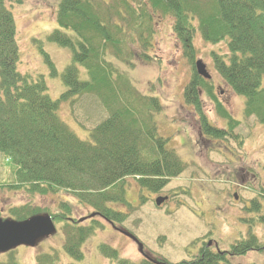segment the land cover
Returning <instances> with one entry per match:
<instances>
[{
  "label": "trees",
  "instance_id": "trees-1",
  "mask_svg": "<svg viewBox=\"0 0 264 264\" xmlns=\"http://www.w3.org/2000/svg\"><path fill=\"white\" fill-rule=\"evenodd\" d=\"M17 2L21 4L22 0ZM169 16L174 18L173 30L192 67L184 96L197 116L201 136L241 142L235 131L240 121L219 99L213 80L197 72L194 39L198 31L210 44L227 42L228 54L212 51L214 68L232 92L246 98V117L255 116L264 123V0H59L58 27L47 38L69 48L72 59L62 73L66 90L57 99L49 95L44 75L23 74L18 69L16 19L7 0H0V155L14 167L15 182L9 187L40 195L71 191L79 203L92 206L97 216L118 225L127 214L107 204L126 201L127 177H133L141 189L159 192L187 169L188 164L168 149V138L159 135L153 120V114L163 109L161 100L137 92L107 59L113 55L131 68L137 62L149 63L157 27ZM35 42L51 74H58L43 41ZM88 93L100 99L109 116L91 130L90 140H82L62 119L60 108L64 102L74 105ZM204 93L216 113L227 121V129L208 118ZM251 203V211H263L258 198ZM71 212L72 205L63 201L57 213L25 204L12 208L10 216L25 220L49 214L55 223H64V250L81 261L84 245L95 227L85 226L70 216ZM258 220L264 222V212ZM260 247L258 237L250 232L248 238L231 245L229 254L242 256ZM99 250L114 264H158L151 259L136 262L123 257L105 243ZM202 254L178 262L156 260L159 264L228 263L226 252L206 248ZM9 255L0 264H19L14 250ZM59 261L54 248L35 258V264Z\"/></svg>",
  "mask_w": 264,
  "mask_h": 264
},
{
  "label": "rangeland",
  "instance_id": "rangeland-1",
  "mask_svg": "<svg viewBox=\"0 0 264 264\" xmlns=\"http://www.w3.org/2000/svg\"><path fill=\"white\" fill-rule=\"evenodd\" d=\"M17 1L7 0V5L17 23L18 69L24 74L44 75L49 95L57 99L66 90L62 73L72 59L69 48L47 38L58 27L56 9L59 0H22L21 4ZM173 23L174 18L169 16L158 25L149 63L137 62V66L131 68L113 55L109 54L107 59L129 79L137 92L161 100L163 109L153 114V120L159 135L168 138V149H173L188 164L187 169L173 178L162 191L155 193L141 189L133 177H127L126 201H110L107 204L116 211L126 213V219L116 226L100 216L83 221L85 226L95 227L84 245L83 260L76 261L64 250V223L61 222L54 234L40 239L35 246L14 248L19 264H35L37 254L53 248L60 255L58 264H114L101 254L99 246L103 243L116 248L123 257L139 262L143 256L135 238L150 256L170 262L196 256V245L204 238L217 241L221 250H230L237 240L248 238L249 233L254 232L264 246V222L258 220L264 208L260 213L251 211V201L255 198L264 205V123H260L255 116L246 117V98L234 94L214 68L212 51L228 54L227 42L210 44L198 31L194 39L196 59L206 64L219 99L240 121L235 131L241 139L240 144L233 139L221 142L209 139L211 142L203 140L198 143L201 136L196 116L184 96L185 87L191 80L192 67L173 30ZM35 39L43 41V48L55 63L58 74H51ZM203 99L205 113L211 122L220 128H228L227 121L216 113L214 104L205 93ZM60 115L82 140H90L91 130L109 116L93 93L80 96L74 105L71 102L62 103ZM13 168L0 155L2 219H10V210L25 204L57 213L61 211L63 201L72 205L70 216L77 219L94 212L92 206L79 203L71 191L40 195L9 187L15 182ZM159 195L169 196L162 208L155 205ZM9 256L8 252H0V261L7 260ZM223 264H264V250L230 257L229 263Z\"/></svg>",
  "mask_w": 264,
  "mask_h": 264
},
{
  "label": "water",
  "instance_id": "water-1",
  "mask_svg": "<svg viewBox=\"0 0 264 264\" xmlns=\"http://www.w3.org/2000/svg\"><path fill=\"white\" fill-rule=\"evenodd\" d=\"M196 69L199 75L206 79L211 78L206 64L201 60L196 62ZM166 199L167 197L160 196L156 199V204L160 206ZM83 220L85 218L80 221ZM56 229L54 219L49 214H38L25 220L0 218V252H9L21 245L33 247L40 239L54 234ZM135 240L138 241L136 238ZM211 243L212 241L209 244ZM139 245L143 252V244L139 242Z\"/></svg>",
  "mask_w": 264,
  "mask_h": 264
},
{
  "label": "flooded vegetation",
  "instance_id": "flooded-vegetation-1",
  "mask_svg": "<svg viewBox=\"0 0 264 264\" xmlns=\"http://www.w3.org/2000/svg\"><path fill=\"white\" fill-rule=\"evenodd\" d=\"M200 136H201V134H200ZM201 141H203V139H201ZM160 196V195H159ZM165 196H167V195H165ZM168 198H167V200L162 204V206H161V208L163 207V205L169 200V196H167ZM210 241H212V243L211 244H209L210 243ZM196 247H197V256L200 254V255H203L202 254V250L203 249H206V248H209L212 252H221V253H224V252H226V257H227V261H228V263H229V260H230V257H233L232 255H230L229 254V251L230 250H221L220 249V247H219V245H218V243H217V241H214L212 238H208V239H203L201 242H200V244H198V246L196 245ZM260 249L262 250H264V246H261L260 248H258V249H256V250H254V251H260ZM252 252V251H251ZM143 255H145V256H148V257H150L149 255H147V253L145 252V249H144V252L142 253ZM150 258H152V257H150ZM159 259H161V258H159ZM154 260H156V259H154Z\"/></svg>",
  "mask_w": 264,
  "mask_h": 264
}]
</instances>
